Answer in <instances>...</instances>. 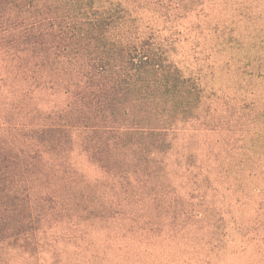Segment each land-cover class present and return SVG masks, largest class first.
<instances>
[{
    "label": "rangeland",
    "instance_id": "obj_1",
    "mask_svg": "<svg viewBox=\"0 0 264 264\" xmlns=\"http://www.w3.org/2000/svg\"><path fill=\"white\" fill-rule=\"evenodd\" d=\"M108 1L130 33L168 45L200 102L171 129L168 177L150 199L141 192L112 218L47 208L41 220L38 207L33 228L0 240V264H264V0ZM0 57L3 118L32 123L30 113L65 105L64 93L41 90L40 74L19 81ZM67 160L106 178L79 133Z\"/></svg>",
    "mask_w": 264,
    "mask_h": 264
},
{
    "label": "trees",
    "instance_id": "obj_2",
    "mask_svg": "<svg viewBox=\"0 0 264 264\" xmlns=\"http://www.w3.org/2000/svg\"><path fill=\"white\" fill-rule=\"evenodd\" d=\"M106 1L0 0V53L12 59L2 66L19 81L37 72L41 90L66 97L60 109L30 113L32 123L0 114V240L33 228L38 207L41 220L47 208L115 217L168 177L170 131L194 113L202 89L168 45L130 33ZM78 133L106 178L67 160Z\"/></svg>",
    "mask_w": 264,
    "mask_h": 264
}]
</instances>
